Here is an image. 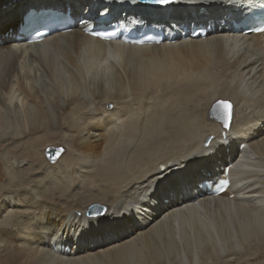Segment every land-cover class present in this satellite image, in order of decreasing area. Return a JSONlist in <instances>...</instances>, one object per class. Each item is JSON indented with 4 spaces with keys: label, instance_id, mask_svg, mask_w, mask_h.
I'll return each instance as SVG.
<instances>
[{
    "label": "bare ground",
    "instance_id": "1",
    "mask_svg": "<svg viewBox=\"0 0 264 264\" xmlns=\"http://www.w3.org/2000/svg\"><path fill=\"white\" fill-rule=\"evenodd\" d=\"M234 1L238 9L227 0L200 2L210 10L201 21L190 17L186 23L195 29L210 24L232 39L242 38L233 24L240 17L254 21L260 0ZM190 2L179 0L168 15L141 10L169 33L193 13ZM11 12L7 9L1 27L13 26ZM245 38L194 42L187 35L173 46L126 48L93 42L76 30L26 50L5 42L0 47V264H264V35ZM38 72L45 84L37 92L31 82ZM159 90L165 94L157 96ZM216 100L233 105L226 134L241 138L254 159H247L235 192L217 200H188L178 184L196 179L193 173L209 166L203 159L211 158L217 168L224 162L217 148L225 134L205 119ZM113 112L119 117L112 119ZM58 137L63 142L55 140L52 148L63 154L50 163L44 153ZM206 138L210 142L204 146ZM231 144L236 149L234 140ZM174 166L182 172L166 175ZM157 190L176 200L181 194L184 207L177 208L182 200L172 201L160 216L147 219L144 213L143 225L132 226L124 212L145 211ZM90 197L106 203H90ZM94 205L104 207L105 215L87 217ZM118 214L125 221L118 235L128 234L121 241L51 251V244L69 247L64 239L84 228L108 231Z\"/></svg>",
    "mask_w": 264,
    "mask_h": 264
},
{
    "label": "snow or ice",
    "instance_id": "2",
    "mask_svg": "<svg viewBox=\"0 0 264 264\" xmlns=\"http://www.w3.org/2000/svg\"><path fill=\"white\" fill-rule=\"evenodd\" d=\"M148 2L152 5L160 6L162 10L166 9L168 6L173 5L178 2V0H148ZM250 30L255 31L257 33L264 34V20H261L258 24L255 25H249ZM99 35V33H97ZM109 107H112L109 105ZM231 104L225 101H219L214 106V112L216 109L221 110V114L219 116H216V119H218L222 124L224 128H228L230 126V121L232 119V112H231ZM120 113L113 112L111 114L112 119L118 118ZM95 118V117H89ZM62 149L55 150L52 154H50L49 159H52L53 161L56 158V155H58L59 152H62ZM224 184H227V181L223 182Z\"/></svg>",
    "mask_w": 264,
    "mask_h": 264
},
{
    "label": "water",
    "instance_id": "3",
    "mask_svg": "<svg viewBox=\"0 0 264 264\" xmlns=\"http://www.w3.org/2000/svg\"><path fill=\"white\" fill-rule=\"evenodd\" d=\"M143 5L145 6H148V7H155V8H158L160 6H157V5H152L148 2V0H139ZM219 101L215 102L213 105H212V108L209 112V115L210 117L217 121V122H220L218 119H216V116H219L221 114V110L220 109H216L215 112H214V106L218 103ZM225 102H228V101H225ZM230 103V102H228ZM231 104V103H230ZM232 110V108H231ZM58 149H61V148H52V147H49L45 150V153H44V156L46 158V160H48L50 163H55L58 158L63 154V151L62 152H59L58 155H56V158L55 160L53 161L52 159H49V156L50 154H52L55 150H58ZM105 212L104 208L103 207H100L99 205H94L92 207H90V209H88L87 211V216L89 217H97V216H100V215H103Z\"/></svg>",
    "mask_w": 264,
    "mask_h": 264
},
{
    "label": "rangeland",
    "instance_id": "4",
    "mask_svg": "<svg viewBox=\"0 0 264 264\" xmlns=\"http://www.w3.org/2000/svg\"><path fill=\"white\" fill-rule=\"evenodd\" d=\"M186 59H191V56L190 55H187L186 57H185ZM39 73V74H38ZM38 73H32V79H33V82H31V88H33V86L32 85H35V88L34 89H36L37 90V92L38 91H41V89H44L43 87H44V85L43 84H45V81H43V79L45 78V76L42 74V73H40V72H38ZM36 75H37V77H36ZM39 75V76H38ZM43 76H44V78H43ZM39 79V80H38ZM45 80V79H44ZM34 81H36V83L34 82ZM42 85V86H41ZM40 87H42V88H40ZM165 93L163 92V91H161V90H159V92L156 94L157 96H162V95H164ZM106 106H108V105H105V108H106ZM111 108V107H110ZM110 108H108V109H110ZM107 109V108H106ZM55 140H57V141H59L60 143H62L63 141H62V139L61 138H53L52 139V142H51V145H53V146H50V147H54V146H56V144H54V141ZM6 146V145H5ZM7 146H9V144L7 145ZM27 148V150L28 151H30V148L29 147H25V149ZM23 153L25 152V151H22ZM52 166V165H51ZM161 167H163V166H161ZM0 173H3V170H1L0 169ZM4 184V179L3 180H1V182H0V186H2ZM89 202L90 203H92V202H98V203H106L105 201H100L98 198H96V197H90L89 198ZM85 203L87 202V200L86 201H84ZM100 206V205H99Z\"/></svg>",
    "mask_w": 264,
    "mask_h": 264
}]
</instances>
